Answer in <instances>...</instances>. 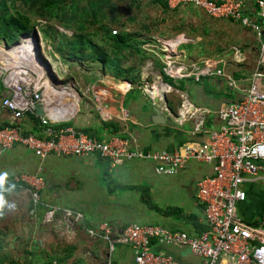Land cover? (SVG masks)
I'll return each mask as SVG.
<instances>
[{
  "label": "crops",
  "instance_id": "0c3cea01",
  "mask_svg": "<svg viewBox=\"0 0 264 264\" xmlns=\"http://www.w3.org/2000/svg\"><path fill=\"white\" fill-rule=\"evenodd\" d=\"M236 1L242 3V13L244 15L264 27V20L255 16L257 6L254 0ZM182 8L184 7L173 10L169 8L168 12H178ZM212 19L238 23L242 29L252 33L258 46L257 35L249 27L241 25L236 20ZM185 34L179 32L176 38L161 35L143 38L142 48L148 54H155L160 60L157 61L153 56H149L141 66V79L147 81L146 78L150 79L148 72L152 73L155 68L160 69L162 76L159 77H161V80H157L159 78L157 77L155 83H163L170 87L166 94V102L162 100L160 104L149 99L146 91V87L150 86L149 80L147 82L142 81L144 85L145 83L148 84L146 87L117 80L119 82H116L117 85L115 87V85L108 84L109 77H107L102 82L109 86L110 89L106 85H95V83H93V86L81 89V92L83 91L87 94L88 100L94 99L96 102L100 101L102 103L104 109L101 108L100 115L97 117L92 116L91 119H88V116L80 115L69 127L56 126L73 128L79 132L89 133L94 138L103 141L118 137L119 139H124V141L127 140L130 148H138V150L146 153L183 154L187 146H191L194 143H206L208 141L206 136H191L190 132L186 133L184 131V126L177 127L171 117L170 120L174 123V126H171L169 122L155 124L152 121L155 115L154 108L158 107L161 115L167 119L169 116L163 108L166 107L173 116L177 117L184 109L182 106L184 97L195 107L207 108L213 112L219 111L225 104L238 103L241 99L242 90L248 87V81L250 83V75L255 69L257 58L253 63L252 69H250L247 67L250 51L245 49L247 47L233 44L226 51H219L214 57L192 60L191 57L187 58L185 54H178L177 51L180 44L189 42ZM181 38L183 40L179 43ZM170 39L177 44L179 43L173 52V56L178 62L206 63L209 61H220L219 68H224L235 78L238 88L234 90L229 88L228 80L225 77H204L200 82H194L192 78L176 80L165 75L163 70L168 53L161 50L158 40ZM147 44L155 46L157 51L145 49L144 47ZM234 46L239 47L238 61H235ZM251 51L252 53L254 52V47L251 48ZM97 66L99 67V65ZM239 72L241 73L239 80L242 83L240 85L236 78ZM164 77L169 78L174 83H167L169 80L165 82ZM244 80L247 81L243 83ZM177 81L184 82V84H178ZM226 83L227 87H225ZM189 89L195 95L196 101L190 99L187 93ZM161 90L163 91L164 87ZM171 91L178 95V103L168 99L167 95ZM8 95L9 90L0 81V123L22 126L26 133H33L37 126H35V121L30 116L15 120L8 111L2 108L1 102ZM168 102L171 103V108ZM185 110L189 111V108L185 107ZM66 119L68 120L69 118ZM66 119L62 122H67ZM206 120L208 128H218L221 125L212 114L206 115ZM104 122H113L119 125L118 130L115 129L113 131V127L105 126ZM188 123L194 125L192 120ZM179 129H183V131ZM96 164H99L100 167L102 166L101 169L99 168L102 176H98V171H96L97 176L94 179L99 192H95L93 185L89 186V192L100 201L111 203L110 213L105 216H97L93 220L84 217L82 214L84 222L74 227L70 238L64 237L65 232L63 235L60 232L46 234L43 229H39L42 224L40 219L43 218L45 211L35 207L32 201L27 202L26 200L30 199L22 195L23 191L17 188L14 192L4 196L7 204L11 200L20 201L22 211L18 214L12 211L6 213H2L3 210L0 211V264H134V254L130 247L118 244L112 252L109 250L108 253L106 249L108 245L93 242L87 237V228L102 223H109L112 227L113 237L119 235L123 229L131 224L162 226L168 230L185 233L190 236H200L207 230L203 207L198 201L197 192L200 181L213 175V168L210 165L194 161L172 176H161L155 172L156 164L143 159L124 161L118 166L109 168L95 158L56 157L50 155L41 160L33 152L22 146H15L11 150L0 153V174L7 173L5 185L9 184L7 182L17 175L25 176L29 179L33 177L42 178L45 181V188L41 192V197L46 202L57 206H63L60 203L64 195L67 199L74 192L73 190L79 187L76 183L86 177V167L94 165L96 170ZM117 167L118 182L112 181L110 174L111 169ZM70 182L72 185H70ZM250 198L251 194L248 193L247 201ZM26 210L30 211V218L25 213ZM28 220L33 221L30 229H28L27 225ZM260 221V219H256L253 222L258 223ZM58 226L61 227L62 224H58ZM10 247L12 254L9 252ZM105 250L106 253L104 254ZM155 250L167 254L181 264H203V261L195 257L188 249L157 247Z\"/></svg>",
  "mask_w": 264,
  "mask_h": 264
},
{
  "label": "built area",
  "instance_id": "2783aa9c",
  "mask_svg": "<svg viewBox=\"0 0 264 264\" xmlns=\"http://www.w3.org/2000/svg\"><path fill=\"white\" fill-rule=\"evenodd\" d=\"M164 1L171 10L194 5L209 17L236 20L257 35L256 66L238 103L225 104L219 111L213 112L207 108L195 107L184 97L182 106L189 108V111L180 112L177 117L166 107L163 108L169 118L180 127L194 121L193 130L189 134L206 136V143L187 146L183 154L146 153L138 148H130L126 141L118 137L103 141L73 128H55L64 119L51 116L47 109V87L42 82L48 76L39 77L38 73L28 69L24 78L14 83L8 80L10 71L3 65L0 80L9 90V95L2 100V108L15 120L36 116L42 130L38 134L26 133L22 126L0 123V153L22 146L40 158L50 155L97 157L109 161L111 167L124 161L143 159L156 164L155 172L161 176H172L194 161L210 165L213 175L200 181L197 192L207 227L202 235L190 236L162 226L131 224L113 237L112 227L108 223H102L87 228V237L93 242L106 243L111 252L118 244L130 247L134 254V264H181L165 253L157 252V247L188 249L203 264H264V229L243 221L238 211L239 205L247 201L248 193L245 188L264 183V27L244 15L242 3L236 0ZM254 2L257 6L255 16L264 20V0ZM158 42L161 50L168 53L163 70L168 77L176 80L192 78L194 82H200L204 77H225L229 88H238L235 78L224 68H219L220 61L178 62L173 52L181 41L178 44L172 39ZM144 48L157 51L150 44ZM234 49L235 61H238L239 47L234 46ZM150 88L152 87L147 86L146 91L151 101H162L163 95L169 91H162L161 98H158L149 93ZM129 90L130 88L128 92ZM39 107L43 109V115L37 114ZM208 114L218 119L220 127H207ZM12 181L16 185L23 181L24 185H28L27 188L30 187L34 206L45 211L44 223L64 225L65 234L69 237L76 225L83 224L84 217L81 213L42 201V178L32 181L21 176L14 177ZM19 187L23 189L22 185ZM13 189L14 187L7 186L0 191V195L5 196Z\"/></svg>",
  "mask_w": 264,
  "mask_h": 264
},
{
  "label": "rangeland",
  "instance_id": "374dc122",
  "mask_svg": "<svg viewBox=\"0 0 264 264\" xmlns=\"http://www.w3.org/2000/svg\"><path fill=\"white\" fill-rule=\"evenodd\" d=\"M118 15H119L120 23H125L126 29H129L131 31L140 32L143 35L142 39L149 38L153 35H161V36H167L169 38H176L179 32L186 33L185 36L186 38H188L189 42L187 44H180L178 46L177 51H178V54L183 53L185 54L187 58L191 57L192 60H196L199 58H205V57L206 58L214 57V55H216L219 51L221 50L226 51V49L230 45H233V44L240 45L241 47H247L245 49L250 51V56H249L250 59L247 65V67H249L250 69H252L253 63L257 58V45L250 31H246L242 29V27L238 23H235L232 21L214 20L212 18H209L207 15H205L202 11H200V9H198L194 5L184 7L180 9L178 12L164 13L162 8H160L159 6L153 5V3L150 2L149 0H142V6L139 12H136L135 10L129 12L126 6L123 5L121 6ZM134 16L136 17V22H130L129 20L133 19ZM45 25L46 24L44 22H40L39 26L35 28L34 32H36L37 34L38 50L35 48L34 41H33L34 53L36 57L38 58V60L41 62V64L44 66L45 72L47 76L50 78V81L52 80L53 84H55L56 86H60L61 88L67 89V90L69 88L71 89L72 87L79 97V108L77 109V111L73 113V115L74 114L75 115L69 118L68 120L66 119L67 122H61L56 125H64L66 123L73 124L74 120H77L80 115H84L85 117L88 116L89 117L88 119H91L92 116L97 117L98 115L101 114V108H103L102 103H100V101L96 102L94 99L88 100L86 97L87 94H85L83 91L81 92V89H86V87L93 86V83H95V85L96 84L106 85L102 81L107 79V77H109L108 84L115 85V87L117 85L116 82H119V81H117L116 78L111 76L109 73L102 72V70H100V67H98L97 65L86 66V65H80L76 62L71 63L67 60H64L61 57V55L58 52H56V49L53 46V44L56 45L57 43H54V42L52 43L53 39H50L49 37L48 38L44 37V34L42 33V30L44 29L42 27ZM109 26H110V23H109ZM143 26L148 27L149 30H146V28H144ZM111 27H113V29H116L118 31V27H115L114 24H112ZM34 32H32L30 35H26L22 37H19L18 34H14L13 35L14 37H12V39L8 41V43H5L4 41H0V48L1 46H5L8 49L13 48L14 46L21 43L22 39H24L25 37L33 36ZM68 34H69L68 36H71L72 32H68ZM55 41H58L59 43L60 40L56 38ZM252 47H254L253 53L251 51ZM149 56H153L155 60L157 61L160 60L159 57L156 56L155 54H149ZM136 59L137 58H133V61L131 63H133L134 60ZM0 62L2 63V64L0 63V68H2L4 65L6 70H8L9 68L14 70L13 66L15 65L17 66L20 63L19 61L12 60L8 56L4 55L3 47L0 49ZM20 68H23V67L20 66ZM28 69H31V68L28 67ZM159 70L160 69L155 68L152 71V73L148 72L150 79L146 78V80L147 81L149 80L150 82L149 85L152 87L149 89L150 94H152L156 90L162 91L161 89H163V87H164V90H163L164 92L168 91V88L166 89V87L163 86V84L158 83L157 86L156 84H154L156 81V78L159 76H162ZM240 74L241 73L239 72L236 75V78L239 81V85L242 84L241 81L239 80ZM142 81L147 82L143 79ZM246 81L247 80H244L243 83ZM143 82H142V86L146 87L148 84L145 83L144 85ZM172 83L174 82L172 80H169V84H172ZM177 83L184 84V82H178V81ZM248 84H249V81H248ZM106 87L110 89L109 86L106 85ZM225 87H227V83ZM102 90H105V89H102ZM112 91L114 92V90ZM172 92L173 91H171L167 95L168 99L174 103H178L179 101L178 95ZM187 93L189 94L190 99L194 101L195 95L193 94L192 90L191 89L187 90ZM152 102H158L160 104L162 103V101H160L159 99H155ZM56 125H55V128L57 127ZM193 126L194 125L192 123H188L184 125L183 129L186 133H189L193 130ZM177 127L179 126L177 125ZM183 129H179V130L183 131ZM125 141L129 143L127 140ZM46 157L44 158L39 157V158L41 160H44ZM90 158L91 159L95 158L96 160L101 162L104 166L109 167V168L111 167L109 161H105L102 159L99 160V158L97 157H90ZM86 159H89V158H86ZM101 167L99 164H96V170H95L94 165L87 166L86 167V177L83 180H80L78 183H76L77 185H79V187L74 189L73 190L74 192L70 194V196L67 199L64 195L63 199L61 200L62 202L60 203L63 206L58 205V207H60L61 209H70V210H73L74 212H79L83 214L84 217L90 220L96 219L97 216L100 217V216H105L106 214H109L111 203L109 202L105 203V201H100L97 197L92 196L89 192L90 185L94 186L95 192H99V190L96 188L94 179L97 176L96 171H98V176H102L100 173ZM65 168H67V166H65ZM117 170H118V167L112 168L110 171V174L112 176L111 177L112 181L118 182V174L116 173ZM14 177H21V175L13 176L11 180L7 182L9 184H6V185L4 184L3 188L7 186L14 187V189L11 190L10 192H14V190L18 188L20 191H23V194H22L23 196H26L28 199H30L26 201L31 202L32 197L30 193V190H31L30 187L27 188V186L23 184L24 183L23 181H20V184L16 185L12 181ZM36 178L38 177H33L32 179L31 178L30 179L34 181L36 180ZM19 185H22L23 189H21ZM70 185H72L71 182H70ZM44 188H45V181L43 179V186H42L41 192ZM245 191L251 194V198L249 201L245 202L243 205H239V208H238L239 217L243 221L247 223H252V224H254L253 221H255L256 219H260L262 221L264 217V183L255 184V185L246 187ZM42 201L48 204V202L43 200V197H42ZM101 203H104V204H101ZM9 204H14V205L16 204V205L13 209H8L6 208L7 206H5V209H3L2 213L12 211L18 214L19 212L22 211V205L20 201L11 200ZM25 213L27 214L28 218H30V211L26 210ZM40 221H42V224L39 226V229L40 228L43 229L46 234L47 233L54 234L55 232H60V234L63 235V233L65 232L64 225L60 227L58 226V224L55 225V224L44 223L43 218L40 219ZM32 224H33V221L28 220V224H27L28 229L31 228ZM64 237L70 238L66 234L64 235ZM100 243H103V242H100ZM103 244L107 246L106 243H103ZM106 249L108 250V253H109L108 246ZM9 252L12 254L11 247H10ZM103 253L105 254L106 250Z\"/></svg>",
  "mask_w": 264,
  "mask_h": 264
},
{
  "label": "trees",
  "instance_id": "16d2710c",
  "mask_svg": "<svg viewBox=\"0 0 264 264\" xmlns=\"http://www.w3.org/2000/svg\"><path fill=\"white\" fill-rule=\"evenodd\" d=\"M149 1L162 8L164 13L169 11L165 1ZM123 5L129 12H139L142 0H0V41L8 43L14 34L19 37L30 35L40 22H44V37L57 43L53 46L64 60L86 66L99 65L102 72L109 73L116 80L142 86L141 66L149 54L142 48L143 35L120 23L118 13ZM129 21L136 22V17ZM112 24L118 27V31L111 27ZM68 32L72 35L68 36ZM133 58L137 59L131 63ZM168 80L164 77L165 82ZM168 105L171 108L170 102ZM30 117L37 126L33 133H40V120ZM104 123L112 126L113 131L118 130L119 125ZM70 125L66 123L63 127ZM251 225L264 229V219Z\"/></svg>",
  "mask_w": 264,
  "mask_h": 264
},
{
  "label": "bare ground",
  "instance_id": "6f19581e",
  "mask_svg": "<svg viewBox=\"0 0 264 264\" xmlns=\"http://www.w3.org/2000/svg\"><path fill=\"white\" fill-rule=\"evenodd\" d=\"M180 41H182V39H180L179 42ZM2 47H4V55L8 56L12 60L20 62L17 66H13L15 71L11 68L8 69V71H10V73L8 74V80L10 82L15 83V81L24 78L25 74L29 72L28 67L38 73L39 77L47 75L44 66L41 64L34 53L33 40L31 37H25L20 44L14 46L13 48L8 49L5 46H1V48ZM20 66H22L23 68H20ZM42 84H45L47 87L45 95L47 101V109L50 112L51 116L66 119L70 118L73 113L77 111V109L79 108V97L72 87L68 90L63 89L60 86H56L55 84H53L52 80L50 81V78L48 77L43 78ZM155 84L157 86L158 82ZM165 87L166 89L168 88L167 86ZM160 93V90H156L152 93V96L161 98ZM183 111L186 112L185 108L183 109Z\"/></svg>",
  "mask_w": 264,
  "mask_h": 264
},
{
  "label": "water",
  "instance_id": "95a60500",
  "mask_svg": "<svg viewBox=\"0 0 264 264\" xmlns=\"http://www.w3.org/2000/svg\"><path fill=\"white\" fill-rule=\"evenodd\" d=\"M31 37H32V39L34 41L35 48L38 50V47H37V34H36V32H34L33 33V36H31ZM157 80H161V77H159ZM163 100H164V102H166V95L165 94L163 95ZM43 113H44L43 112V109L41 107H39L38 110H37V114L38 115H43ZM154 113H155V115L153 116L152 121L155 122V124H160V123H163L164 124L165 122H169V124L171 126H174V123L170 120V118L165 119L161 115L160 110H159L158 107L157 108H154Z\"/></svg>",
  "mask_w": 264,
  "mask_h": 264
},
{
  "label": "clouds",
  "instance_id": "9594fccd",
  "mask_svg": "<svg viewBox=\"0 0 264 264\" xmlns=\"http://www.w3.org/2000/svg\"><path fill=\"white\" fill-rule=\"evenodd\" d=\"M6 176H7V173L0 174V191L3 190ZM5 206H7L9 209H13L15 207L14 204H7L3 195H0V211H2L5 208Z\"/></svg>",
  "mask_w": 264,
  "mask_h": 264
}]
</instances>
